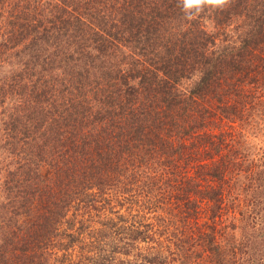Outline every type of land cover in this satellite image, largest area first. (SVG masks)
<instances>
[{"label":"trees","instance_id":"16d2710c","mask_svg":"<svg viewBox=\"0 0 264 264\" xmlns=\"http://www.w3.org/2000/svg\"><path fill=\"white\" fill-rule=\"evenodd\" d=\"M261 134L264 0H0V264H264Z\"/></svg>","mask_w":264,"mask_h":264},{"label":"clouds","instance_id":"9594fccd","mask_svg":"<svg viewBox=\"0 0 264 264\" xmlns=\"http://www.w3.org/2000/svg\"><path fill=\"white\" fill-rule=\"evenodd\" d=\"M184 2V8L187 9H193V8H199L201 0H183ZM205 3L211 4V5H218L223 2V0H204Z\"/></svg>","mask_w":264,"mask_h":264},{"label":"rangeland","instance_id":"374dc122","mask_svg":"<svg viewBox=\"0 0 264 264\" xmlns=\"http://www.w3.org/2000/svg\"><path fill=\"white\" fill-rule=\"evenodd\" d=\"M252 141H254V143H257L258 147L262 146L264 148V134L263 135L261 134V136H258V137H253ZM119 213L124 215L125 217H127V221H129V223L132 222V221H130V218H131L130 215L128 216L127 213H125L124 211H120ZM114 217H115V215H113V214L110 216V218H114Z\"/></svg>","mask_w":264,"mask_h":264}]
</instances>
